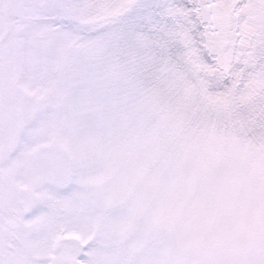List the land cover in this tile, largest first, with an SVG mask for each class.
I'll return each instance as SVG.
<instances>
[{
  "label": "snow or ice",
  "instance_id": "snow-or-ice-1",
  "mask_svg": "<svg viewBox=\"0 0 264 264\" xmlns=\"http://www.w3.org/2000/svg\"><path fill=\"white\" fill-rule=\"evenodd\" d=\"M0 264H264V0H0Z\"/></svg>",
  "mask_w": 264,
  "mask_h": 264
}]
</instances>
